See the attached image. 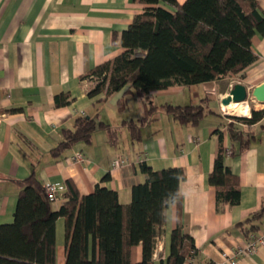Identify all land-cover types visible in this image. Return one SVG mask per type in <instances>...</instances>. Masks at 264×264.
Masks as SVG:
<instances>
[{"label":"crops","instance_id":"0c3cea01","mask_svg":"<svg viewBox=\"0 0 264 264\" xmlns=\"http://www.w3.org/2000/svg\"><path fill=\"white\" fill-rule=\"evenodd\" d=\"M260 8L264 13V0H260ZM141 11L136 0H0V224L13 222L19 192L16 181L32 173L44 185H58V197L51 201L54 211L65 200L68 178L81 195L100 183L115 190L119 202L127 204L132 185L147 181L138 163L142 157L154 170L181 167L185 173L179 186L180 207L174 203L167 206L164 233L157 241L154 259L159 254L167 257L179 210L182 230L198 249L190 264H226L223 251L242 245L250 233L264 232V214L262 221L255 220L256 227L249 234L236 226L264 201V118L251 125L249 147L227 158L239 179L241 198L237 205H225L222 211L216 210L214 187L208 182L218 147V128L224 132V146L230 147L220 117L206 120V116L197 125L180 124L160 109L142 126L138 141L131 142L126 131L121 145L112 144L106 130L98 126L90 142L79 141L58 157L51 154L62 139V128H72L78 115L93 116L117 127L121 135L123 120L137 121L143 115V104L137 98L134 113L128 99V112L118 109L124 89L109 97L105 92L89 96L88 82L79 78L123 51L121 33ZM252 46L258 57L244 73L246 79L255 78V87L264 82V34H255ZM221 80L208 82L214 88ZM190 87L173 85L153 91L149 100L155 105L182 104L180 96ZM61 92L73 97L64 107L54 101ZM205 92L213 93L214 89L208 87ZM76 153L84 160L71 161ZM115 159L125 163L113 168ZM106 174L109 179L102 181ZM66 243L65 218L58 217L55 264H65ZM131 258L134 262L141 259L140 245L132 247ZM237 264H264V247L239 256Z\"/></svg>","mask_w":264,"mask_h":264},{"label":"trees","instance_id":"16d2710c","mask_svg":"<svg viewBox=\"0 0 264 264\" xmlns=\"http://www.w3.org/2000/svg\"><path fill=\"white\" fill-rule=\"evenodd\" d=\"M142 11L121 33L123 51L82 73L88 82V95L105 92L109 97L123 90L117 101L125 108V96L131 93L143 104L139 120H123L131 142L141 139V128L162 110L180 124L197 125L213 111L209 104L215 94L205 92L197 102L162 103L149 100L153 91L173 85L193 86L203 82L240 75L256 59L252 46L255 34H264V13L260 0H136ZM56 106L73 101L69 93L54 96ZM149 101V103H147ZM222 124L230 147L223 144L218 128V147L208 182L214 187L216 210L240 202L238 177L227 163L249 147L251 125L264 118V108L251 110L249 116H227ZM106 130L108 141L118 143L119 129L78 115L72 128H62V139L51 149L54 157L79 141L90 142L97 127ZM140 170L147 181L131 187V201L121 204L115 190L96 184L94 190L81 195L73 179H66L65 200L58 210L51 208L45 185L32 173L16 181L19 186L12 223L0 224V264H55V221L65 218V264H182L198 253L193 238L184 233L177 215L171 231L166 258L154 253L164 233L165 211L170 203L180 207V182L185 178L181 167L154 170L144 161ZM106 174L102 181L108 180ZM264 201L259 210L236 223L245 234L262 221ZM140 245L141 259L132 261V247Z\"/></svg>","mask_w":264,"mask_h":264},{"label":"rangeland","instance_id":"374dc122","mask_svg":"<svg viewBox=\"0 0 264 264\" xmlns=\"http://www.w3.org/2000/svg\"><path fill=\"white\" fill-rule=\"evenodd\" d=\"M246 79V78H245ZM254 81H255V78H251V77H248L246 80H244V78H240L239 76H232V77H228V78H225V79H222L220 82H216V85L215 87L213 88V85L210 84L211 82H207L205 84H196V85H193L190 87V89H187L185 90V93L180 96V99H181V103L182 104H188L190 103L191 101L193 102H197L198 99L203 96V94L205 93H202L203 89L206 90V88L210 87L211 90L214 89V94L217 96V101L215 100H212L209 104L210 108L215 111V112H220L222 115L221 116H217V114L213 115V114H210V115H207V117L205 118L206 120H210V119H217V117H220L219 119L221 120L220 122L223 124L224 121H225V116H223V108L221 107V111L219 109V107L221 106V103H220V99L228 93V91L232 88V86L235 84V83H244L248 89V98L245 100V102L248 104V107H249V114L251 113V110L254 109V110H259V109H262L264 108V103H260L258 101H256L253 97H252V89L254 88ZM194 92H196V94H194ZM198 92V93H197ZM131 93L127 94V98L125 96V99H128L127 101H129V103H133L132 107L130 108L131 109V112L134 113V111H136V106H137V102H136V97L134 96H131L130 95ZM199 94H202V95H199ZM218 102H219V105H218ZM127 104V103H126ZM158 104V103H157ZM122 113H127L128 112V107L127 105H125V108L120 110ZM165 113V112H164ZM166 114V113H165ZM225 115V114H224ZM227 116H237V115H227ZM239 117H244V116H239ZM222 118V119H221ZM121 127H124V133L123 135H121V131H119L118 133V143L121 145V143L123 142V137H124V134H127V129H126V126L124 125H121ZM123 138V139H122Z\"/></svg>","mask_w":264,"mask_h":264},{"label":"built area","instance_id":"2783aa9c","mask_svg":"<svg viewBox=\"0 0 264 264\" xmlns=\"http://www.w3.org/2000/svg\"><path fill=\"white\" fill-rule=\"evenodd\" d=\"M249 116V115H247ZM71 161H83L84 156L81 153H76L70 157ZM143 161L142 157L138 159V163ZM125 163L124 159H115L112 161L111 166L117 168ZM45 192L47 197L51 201H56L58 197V185L56 183H48L45 185ZM264 247V232L250 233L247 236L245 243L242 245H236L230 248L228 251H223L222 256L226 264H237L239 256L250 255L254 253L258 248ZM158 244L156 245L155 255L157 253ZM189 259L185 260L182 264H190Z\"/></svg>","mask_w":264,"mask_h":264},{"label":"water","instance_id":"95a60500","mask_svg":"<svg viewBox=\"0 0 264 264\" xmlns=\"http://www.w3.org/2000/svg\"><path fill=\"white\" fill-rule=\"evenodd\" d=\"M248 94L246 85L243 83H235L228 93L220 99V103L221 105H227L230 102H243L248 98ZM251 94L256 101L264 103V82L255 86Z\"/></svg>","mask_w":264,"mask_h":264},{"label":"bare ground","instance_id":"6f19581e","mask_svg":"<svg viewBox=\"0 0 264 264\" xmlns=\"http://www.w3.org/2000/svg\"><path fill=\"white\" fill-rule=\"evenodd\" d=\"M223 108V114L247 116L249 114L248 104L243 102H230L227 105H221Z\"/></svg>","mask_w":264,"mask_h":264}]
</instances>
